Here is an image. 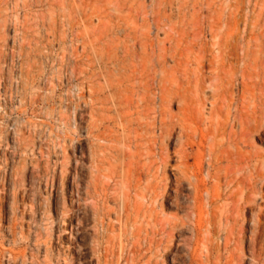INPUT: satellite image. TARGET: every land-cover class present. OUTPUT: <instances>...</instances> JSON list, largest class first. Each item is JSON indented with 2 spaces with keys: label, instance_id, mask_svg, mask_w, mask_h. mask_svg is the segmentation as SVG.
Masks as SVG:
<instances>
[{
  "label": "rangeland",
  "instance_id": "rangeland-1",
  "mask_svg": "<svg viewBox=\"0 0 264 264\" xmlns=\"http://www.w3.org/2000/svg\"><path fill=\"white\" fill-rule=\"evenodd\" d=\"M262 34L264 0H0V264L130 259L117 252L105 256L93 214L99 182L91 176L90 157L100 114L92 112L90 92L104 85L109 53L129 62L126 48L136 56L143 48L165 51L168 68L175 55L178 77L189 78L197 95L189 148L200 162L190 159V183L181 197L170 191L171 200L163 205L170 223L175 218L188 223L173 251L149 264H226L231 256L233 264H264V213L257 247L249 243L256 211L247 209L225 248L226 225L211 219L225 202L213 196L225 185L217 184V166L209 165L208 155L214 90L231 81L230 89L240 93L235 68L243 65L245 49L252 55L254 37ZM178 147L174 141L168 150ZM246 152L263 159L264 137ZM168 177L173 179L172 173ZM257 201L264 212V201Z\"/></svg>",
  "mask_w": 264,
  "mask_h": 264
},
{
  "label": "bare ground",
  "instance_id": "bare-ground-1",
  "mask_svg": "<svg viewBox=\"0 0 264 264\" xmlns=\"http://www.w3.org/2000/svg\"><path fill=\"white\" fill-rule=\"evenodd\" d=\"M254 41L256 49L252 55L251 48L245 49L243 65L234 71L240 79V93L230 89L231 81L219 84L208 112L214 127L209 165L217 166L219 187L222 181L225 185V190L213 196L225 202L209 215L214 225H226L225 248L247 209L256 211V230L249 238L253 248L263 224L260 218L264 212L257 199L264 201V157L252 159L246 152L254 147L256 138L264 137V34ZM202 51L206 53L205 48ZM116 55H107L104 85L90 92L92 112L100 113L93 136L98 142L92 143L90 153L95 172L91 176L99 182L100 202L93 214L102 228L98 238L105 256L117 252L123 258L128 254L126 263L136 264L150 255L144 263L149 264L152 258H164L173 251L176 238L188 223L176 218L170 223L163 205L171 200L170 191L181 197L186 182L190 183V159L194 158L195 165L200 162L201 157H192L190 150L197 95L189 78L178 77L181 65L175 55L170 56V68L165 51L143 48L142 55L136 56L126 48L125 55L131 56L127 63ZM174 106L176 113L171 112ZM174 141L179 147L169 152ZM240 232L243 234L242 229ZM233 259L231 256L226 264H233Z\"/></svg>",
  "mask_w": 264,
  "mask_h": 264
}]
</instances>
